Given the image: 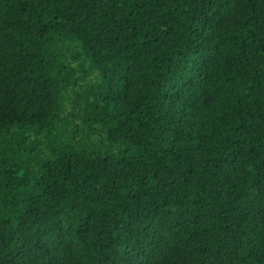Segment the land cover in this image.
<instances>
[{
  "label": "trees",
  "instance_id": "trees-1",
  "mask_svg": "<svg viewBox=\"0 0 264 264\" xmlns=\"http://www.w3.org/2000/svg\"><path fill=\"white\" fill-rule=\"evenodd\" d=\"M0 264H264V0H0Z\"/></svg>",
  "mask_w": 264,
  "mask_h": 264
}]
</instances>
